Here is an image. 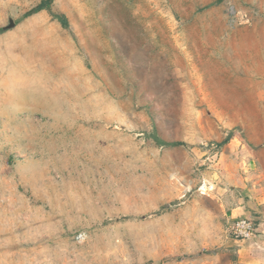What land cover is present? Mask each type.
Returning <instances> with one entry per match:
<instances>
[{"label": "rangeland", "instance_id": "rangeland-1", "mask_svg": "<svg viewBox=\"0 0 264 264\" xmlns=\"http://www.w3.org/2000/svg\"><path fill=\"white\" fill-rule=\"evenodd\" d=\"M41 1L0 0V264H232L264 0Z\"/></svg>", "mask_w": 264, "mask_h": 264}, {"label": "crops", "instance_id": "crops-1", "mask_svg": "<svg viewBox=\"0 0 264 264\" xmlns=\"http://www.w3.org/2000/svg\"><path fill=\"white\" fill-rule=\"evenodd\" d=\"M249 163L252 164L251 161ZM248 168L246 177L240 179L226 197L225 207L229 222L250 218L255 223L256 233L250 240L232 239L228 242L227 251L232 264H264V175H253L258 166L253 169L248 165Z\"/></svg>", "mask_w": 264, "mask_h": 264}, {"label": "built area", "instance_id": "built-area-1", "mask_svg": "<svg viewBox=\"0 0 264 264\" xmlns=\"http://www.w3.org/2000/svg\"><path fill=\"white\" fill-rule=\"evenodd\" d=\"M228 231L233 240H250L255 236V223L250 218H240L230 222Z\"/></svg>", "mask_w": 264, "mask_h": 264}, {"label": "trees", "instance_id": "trees-1", "mask_svg": "<svg viewBox=\"0 0 264 264\" xmlns=\"http://www.w3.org/2000/svg\"><path fill=\"white\" fill-rule=\"evenodd\" d=\"M49 3H50L49 0L48 1L47 0L41 1L40 5L37 8H35L34 10H32L31 12H29L26 15L27 16H31L32 14H36V13L42 11V10H46V11H49L51 17L53 19L57 20L62 27H67V20H66V18L63 15L53 14L52 12H50V10H49ZM172 145L175 146V145H182V144L175 143V144H172Z\"/></svg>", "mask_w": 264, "mask_h": 264}, {"label": "water", "instance_id": "water-1", "mask_svg": "<svg viewBox=\"0 0 264 264\" xmlns=\"http://www.w3.org/2000/svg\"><path fill=\"white\" fill-rule=\"evenodd\" d=\"M13 27H14V22L12 21V19H9V24H8V26L4 27L3 29H4V30H9V29H11V28H13Z\"/></svg>", "mask_w": 264, "mask_h": 264}]
</instances>
